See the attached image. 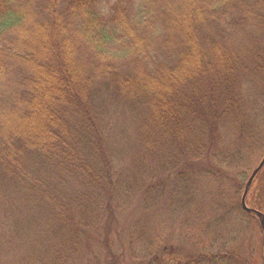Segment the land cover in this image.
<instances>
[{
    "label": "trees",
    "instance_id": "trees-1",
    "mask_svg": "<svg viewBox=\"0 0 264 264\" xmlns=\"http://www.w3.org/2000/svg\"><path fill=\"white\" fill-rule=\"evenodd\" d=\"M263 156L264 0H0V264L91 263L176 213L261 248L233 201Z\"/></svg>",
    "mask_w": 264,
    "mask_h": 264
},
{
    "label": "rangeland",
    "instance_id": "rangeland-1",
    "mask_svg": "<svg viewBox=\"0 0 264 264\" xmlns=\"http://www.w3.org/2000/svg\"><path fill=\"white\" fill-rule=\"evenodd\" d=\"M39 31L41 30H38V32ZM39 35H42L41 32L34 38V40L39 38ZM37 121H39V119L35 118L32 123L33 127L35 128ZM259 161H256V165H254L252 168H249L255 163L254 160L251 161L250 166L248 167L249 169L247 170V172H250L248 175L252 174V172L258 166ZM260 171L261 170H259V172ZM259 172L256 175H259ZM254 185L255 187L252 189L250 204L253 207L257 206L258 210L263 213L264 171L259 176H257ZM242 190L244 189L242 188ZM240 199L241 197H239V200L234 199L233 205L237 206L240 202ZM187 202L189 201L187 200L186 203ZM155 213V217H157L160 214H168V211L166 210L165 206L163 210L160 208L156 209V212H149V214L152 215ZM178 214L179 213H176L170 222H166V217L163 215L161 222L157 223L154 219H148L147 224H145L146 221L144 223L137 224L136 226L140 227V229L132 231L135 232L136 235L134 238H132L131 242L129 243V239L125 238L123 235L120 237V240L116 238L115 241L111 242L112 249L110 251L92 247L93 249L91 248L90 251L93 252V255L90 258L93 261L91 263H85L106 264L105 262L112 260L116 264H198V261H196V263L194 262V259L201 256V253L218 249L217 252L219 251L220 255L223 256L228 254L227 258L226 256L223 258H226L225 262L230 264V257L233 254L229 253L234 249L237 252L235 258H244V264H262L264 243L260 248V238H256L259 229L256 221H252V223L249 225L244 226L240 220L236 219L235 216L229 219L231 220V226L227 225L228 227H226L224 230L219 229L218 231H215L214 236L211 232H209V230H207L205 233H200L199 236L204 240L199 241L200 239L198 234L196 237H193V227L190 228L192 230L191 232H187L185 230V225H181L176 222L178 221ZM240 215L243 216L244 219L242 212ZM127 232L128 231H126V233ZM156 232H160L162 241L154 245L152 243L157 241L154 237ZM128 244H130L132 247H128ZM243 245H245L244 248ZM144 249L147 252L151 250V253L147 255L141 254V251ZM132 251H134L133 254Z\"/></svg>",
    "mask_w": 264,
    "mask_h": 264
},
{
    "label": "water",
    "instance_id": "water-1",
    "mask_svg": "<svg viewBox=\"0 0 264 264\" xmlns=\"http://www.w3.org/2000/svg\"><path fill=\"white\" fill-rule=\"evenodd\" d=\"M263 165H264V157L262 158V160L260 161V163L258 164V166L255 168V170L252 172V174L248 178V180H247V182L245 184V187H244V190H243L241 199H240V205H241V208H242V210L244 212L250 213V214L256 216V218L259 220L260 226H261L262 231L264 233V217H263V215L261 213L257 212L256 210H253V209L247 207L246 204H245V198H246L248 189H249V187H250V185H251L254 177L259 172V170H261V168L263 167ZM263 261H264V248H263Z\"/></svg>",
    "mask_w": 264,
    "mask_h": 264
}]
</instances>
